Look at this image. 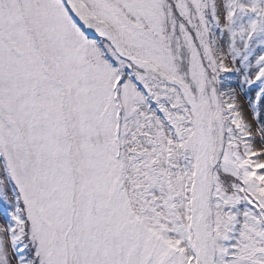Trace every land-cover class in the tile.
<instances>
[{
	"label": "snow or ice",
	"instance_id": "1",
	"mask_svg": "<svg viewBox=\"0 0 264 264\" xmlns=\"http://www.w3.org/2000/svg\"><path fill=\"white\" fill-rule=\"evenodd\" d=\"M0 264H264V0H0Z\"/></svg>",
	"mask_w": 264,
	"mask_h": 264
}]
</instances>
